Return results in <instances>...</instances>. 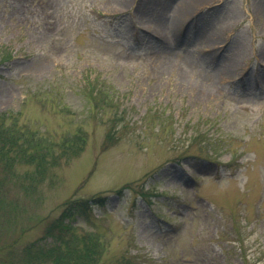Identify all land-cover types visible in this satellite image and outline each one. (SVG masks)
Segmentation results:
<instances>
[{"label": "rangeland", "instance_id": "obj_1", "mask_svg": "<svg viewBox=\"0 0 264 264\" xmlns=\"http://www.w3.org/2000/svg\"><path fill=\"white\" fill-rule=\"evenodd\" d=\"M176 1L0 0V111L85 137L28 192L7 171L0 248L72 204L95 264H264V0Z\"/></svg>", "mask_w": 264, "mask_h": 264}, {"label": "trees", "instance_id": "obj_2", "mask_svg": "<svg viewBox=\"0 0 264 264\" xmlns=\"http://www.w3.org/2000/svg\"><path fill=\"white\" fill-rule=\"evenodd\" d=\"M6 117L10 118L7 124L4 121ZM37 135L34 130L19 129L12 112L0 111V186L3 177L8 178L7 171L14 166L30 165L31 170L24 171L28 174L24 183L28 185L21 183L22 189L28 192L30 184L43 179L59 158L77 154L83 148L85 139L82 133L70 134L53 147L49 140H41ZM106 138L111 139V134H107ZM84 201L81 203L83 209L87 208V201ZM74 208L70 204L62 210L45 225L42 235L25 244L22 250L11 248V243L3 244L1 248L5 254L0 255V264H95L102 244L93 234L76 230L72 223L78 210Z\"/></svg>", "mask_w": 264, "mask_h": 264}, {"label": "bare ground", "instance_id": "obj_3", "mask_svg": "<svg viewBox=\"0 0 264 264\" xmlns=\"http://www.w3.org/2000/svg\"><path fill=\"white\" fill-rule=\"evenodd\" d=\"M199 1H205V0H193L192 2L186 0H177L175 3L176 14L173 18L174 21L182 22V23L186 22L191 8Z\"/></svg>", "mask_w": 264, "mask_h": 264}]
</instances>
